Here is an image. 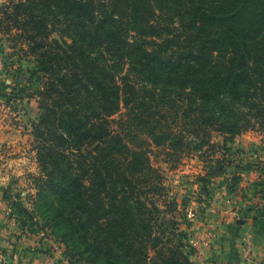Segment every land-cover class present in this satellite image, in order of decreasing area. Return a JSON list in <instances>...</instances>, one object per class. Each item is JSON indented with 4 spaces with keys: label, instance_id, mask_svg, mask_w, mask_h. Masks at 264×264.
Here are the masks:
<instances>
[{
    "label": "trees",
    "instance_id": "trees-1",
    "mask_svg": "<svg viewBox=\"0 0 264 264\" xmlns=\"http://www.w3.org/2000/svg\"><path fill=\"white\" fill-rule=\"evenodd\" d=\"M0 34L36 61L15 94L39 109L19 226L70 263L195 264L151 153L264 129V0H4Z\"/></svg>",
    "mask_w": 264,
    "mask_h": 264
},
{
    "label": "rangeland",
    "instance_id": "rangeland-1",
    "mask_svg": "<svg viewBox=\"0 0 264 264\" xmlns=\"http://www.w3.org/2000/svg\"><path fill=\"white\" fill-rule=\"evenodd\" d=\"M24 50L3 42L0 34V264H83L68 261L64 246L50 229H22L11 213L15 201L35 193L31 174L38 172L31 147L37 97H15L36 65ZM213 135L218 145L214 148L151 153V164L164 179L163 200L175 205L164 214L175 222V228L168 227L186 251L194 249L190 258L195 264H264V129L251 127L225 145V135ZM25 204L32 205L26 199ZM246 246L252 249V262L243 255Z\"/></svg>",
    "mask_w": 264,
    "mask_h": 264
},
{
    "label": "crops",
    "instance_id": "crops-1",
    "mask_svg": "<svg viewBox=\"0 0 264 264\" xmlns=\"http://www.w3.org/2000/svg\"><path fill=\"white\" fill-rule=\"evenodd\" d=\"M2 170L3 167L0 166V172H2ZM2 183H3V178H0V248L3 247V200L1 198ZM242 223H244V221Z\"/></svg>",
    "mask_w": 264,
    "mask_h": 264
},
{
    "label": "built area",
    "instance_id": "built-area-1",
    "mask_svg": "<svg viewBox=\"0 0 264 264\" xmlns=\"http://www.w3.org/2000/svg\"><path fill=\"white\" fill-rule=\"evenodd\" d=\"M243 255L247 262H252V249L249 246H246L242 249Z\"/></svg>",
    "mask_w": 264,
    "mask_h": 264
},
{
    "label": "water",
    "instance_id": "water-1",
    "mask_svg": "<svg viewBox=\"0 0 264 264\" xmlns=\"http://www.w3.org/2000/svg\"><path fill=\"white\" fill-rule=\"evenodd\" d=\"M162 221L167 223L169 226H173L172 222L170 220H168L165 216L162 217Z\"/></svg>",
    "mask_w": 264,
    "mask_h": 264
}]
</instances>
